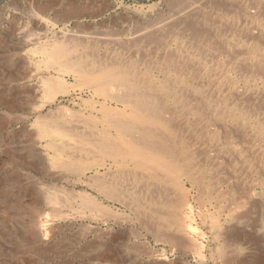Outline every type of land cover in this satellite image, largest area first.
Returning <instances> with one entry per match:
<instances>
[{"label":"rangeland","instance_id":"obj_1","mask_svg":"<svg viewBox=\"0 0 264 264\" xmlns=\"http://www.w3.org/2000/svg\"><path fill=\"white\" fill-rule=\"evenodd\" d=\"M0 264H264V0H0Z\"/></svg>","mask_w":264,"mask_h":264},{"label":"bare ground","instance_id":"obj_2","mask_svg":"<svg viewBox=\"0 0 264 264\" xmlns=\"http://www.w3.org/2000/svg\"><path fill=\"white\" fill-rule=\"evenodd\" d=\"M59 43V42H58ZM62 43V42H61ZM58 45V44H57ZM67 47V46H66ZM65 47V48H66ZM63 47V45H58V46H54L52 47L51 49H47L48 52L44 51L43 52H46V54L48 53L49 54V57H54V60L57 56H63L64 54H66V50ZM44 49V48H43ZM42 52V53H43ZM80 54V53H79ZM51 55V56H50ZM69 55V54H68ZM48 56V55H47ZM45 56V57H47ZM66 56V55H65ZM46 59V58H45ZM48 60V58L46 59ZM66 61V60H65ZM71 61V60H70ZM58 63V62H57ZM67 63V62H66ZM73 64V62H71ZM63 65V64H62ZM77 69H79L78 67H76ZM68 69V68H67ZM72 69V68H71ZM81 69V68H80ZM100 70V69H99ZM90 72V71H89ZM98 72V71H97ZM78 73V72H76ZM80 73V72H79ZM91 73V72H90ZM95 73V72H94ZM116 73V72H115ZM82 74V72H81ZM113 74V73H112ZM90 75V74H89ZM92 75V73H91ZM90 75V76H91ZM95 74H93L92 76H94ZM85 76V75H83ZM87 77V76H86ZM110 78L112 77V75L106 71V70H102V71H99L98 73H96L95 75V79L96 80H102V79H106V78ZM107 80V79H106ZM101 82V81H100ZM99 83V82H98ZM108 83V82H107ZM134 110V109H133ZM126 112V111H125ZM128 114V113H127ZM131 116L133 117H138V118H143L144 116L141 114V113H136V112H131L130 113ZM130 116V117H131ZM132 119H135V118H132ZM136 121V120H135ZM129 125V124H128ZM58 130V129H57ZM55 129V131H57ZM127 127L125 125H120V129L118 131V136L123 138L125 133H127ZM49 131V130H48ZM129 131V130H128ZM46 133V132H45ZM116 143L114 142H110V141H104L101 145H99V149L101 148V150L103 151H106V153L110 154V155H115V156H120V157H125V156H129L131 158H134V157H138L140 159H144L145 161L146 160H150L151 161V164L154 165V167H161L163 169H166L169 170L172 168V165L171 163L167 162L161 155H159L156 151H153L151 152V150H146V149H143V147L141 146H137V145H134V144H130L129 147L127 149H124L123 147H120L118 145L115 146ZM146 147V146H145ZM164 154V153H163ZM164 156V155H163ZM176 171V170H175ZM171 172V171H170ZM169 172V173H170ZM168 173V174H169ZM173 173V172H172ZM176 174V173H174ZM171 175V174H170ZM172 176V175H171ZM173 177V176H172ZM91 199V198H90ZM97 201V200H96ZM180 225V224H179ZM199 244V243H198ZM201 244V243H200ZM203 244V243H202Z\"/></svg>","mask_w":264,"mask_h":264}]
</instances>
